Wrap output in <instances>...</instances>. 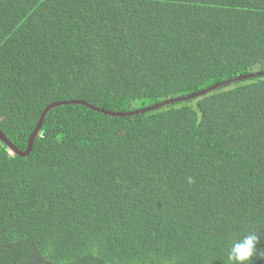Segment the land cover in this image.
<instances>
[{"label": "trees", "instance_id": "obj_1", "mask_svg": "<svg viewBox=\"0 0 264 264\" xmlns=\"http://www.w3.org/2000/svg\"><path fill=\"white\" fill-rule=\"evenodd\" d=\"M264 72V0H0V133ZM191 177L194 183L189 184ZM260 241L264 76L0 142V264H227Z\"/></svg>", "mask_w": 264, "mask_h": 264}, {"label": "water", "instance_id": "obj_2", "mask_svg": "<svg viewBox=\"0 0 264 264\" xmlns=\"http://www.w3.org/2000/svg\"><path fill=\"white\" fill-rule=\"evenodd\" d=\"M262 76H264V72L263 73L250 74V75H246V76H240V77H237V78L228 80L226 82H223L221 84H217V85H215L213 87H210V88H208L206 90H203L201 92H198V93H195V94H191V95H187V96L178 97V98H175V99H171V100H168L166 102H162V103H160L158 105H154V106H152L150 108L143 109V110H137V111H133V112H129V113H112V112H107V111H104V110H101L99 108L93 107V106H91V105H89V104H87L85 102H81V101H71V102H64V103H61V102L60 103H53L50 106H48L47 108H45L44 111L42 112L41 117H40V120H39V123H38L37 127L34 129V132L32 133V135L30 136V138L28 140L27 149L24 152L17 151L13 147V145L5 138V136L2 133H0V142H2L3 144H5L12 152L18 154L19 156H26V155H28L30 153V151H31L33 142H34L36 136L38 135V133L40 131V127L42 125V120H43L44 115L51 108H54V107L63 106V105H70V104H80V105L86 106L87 108H89V109H91L93 111L100 112V113H103V114H109V115H113V116H117V117L133 116V115H138V114L146 113L148 111L157 109L159 107H162V106H165V105H168V104H173V103H176V102L186 101V100H189V99L196 98V97H198L200 95L205 94L206 92L212 91V90H214L216 88H219L221 86H224L226 84L235 83V82H238V81H244L246 79H252L254 77H262Z\"/></svg>", "mask_w": 264, "mask_h": 264}, {"label": "clouds", "instance_id": "obj_3", "mask_svg": "<svg viewBox=\"0 0 264 264\" xmlns=\"http://www.w3.org/2000/svg\"><path fill=\"white\" fill-rule=\"evenodd\" d=\"M187 182L191 184L194 180L189 177ZM259 241L260 237L250 231L232 242L227 253V264H249L259 250L257 247Z\"/></svg>", "mask_w": 264, "mask_h": 264}, {"label": "flooded vegetation", "instance_id": "obj_4", "mask_svg": "<svg viewBox=\"0 0 264 264\" xmlns=\"http://www.w3.org/2000/svg\"><path fill=\"white\" fill-rule=\"evenodd\" d=\"M28 146V145H27Z\"/></svg>", "mask_w": 264, "mask_h": 264}]
</instances>
